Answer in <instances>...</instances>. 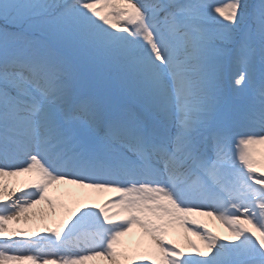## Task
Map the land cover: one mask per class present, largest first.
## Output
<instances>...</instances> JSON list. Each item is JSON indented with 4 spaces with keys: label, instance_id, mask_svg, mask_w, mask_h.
<instances>
[{
    "label": "snow or ice",
    "instance_id": "snow-or-ice-1",
    "mask_svg": "<svg viewBox=\"0 0 264 264\" xmlns=\"http://www.w3.org/2000/svg\"><path fill=\"white\" fill-rule=\"evenodd\" d=\"M258 145L264 0H0V264H264ZM65 185L81 190L74 222L37 239L12 226L41 202L55 212ZM103 193L118 196L90 203ZM176 225L201 244L167 239Z\"/></svg>",
    "mask_w": 264,
    "mask_h": 264
},
{
    "label": "rangeland",
    "instance_id": "rangeland-1",
    "mask_svg": "<svg viewBox=\"0 0 264 264\" xmlns=\"http://www.w3.org/2000/svg\"><path fill=\"white\" fill-rule=\"evenodd\" d=\"M217 1H220V0H217ZM251 2H255V0H251ZM235 87H236V89H234V86L232 84L228 85V92H229L230 98H231V93H236L237 94L236 95V98H237L236 100L237 101L239 100V98H241V96L244 98V96L246 97V96H248V94H250V92H249L250 85H247V84L243 85V86L236 85ZM85 90H87V89H85ZM252 95H249L250 98H248L247 100L251 99ZM121 102L127 104L128 102H131V101L128 100L127 98H122ZM238 103H241V102L238 101ZM242 103H244V102H242ZM256 147L260 151L264 152V146L258 145ZM257 158L259 159L261 157L258 155ZM30 178L31 177H29V176H23L22 177V179H30ZM5 183L7 184V186L9 188L19 189V188H17V186H14L12 184V182L10 181L9 178H5ZM68 188H69L68 189V193H75V192L81 191V190L76 189L74 186H71V185H69ZM25 191H30V189H26ZM68 193H64V197L68 196L70 198H65L64 199V197H62V199L58 202L57 207H55L57 212H53V208L50 207L47 203H44V202H41L40 204L36 205L35 207H33L31 209V210L35 209L38 212V214H39V212H41V213L42 212L43 213L46 212V214H48V216H49V220L47 222V225H45V227L41 228V230H39L38 232H36L37 230L36 231H32V232L36 233V235L33 236V239H37L40 235H51V233L46 232L45 229L51 228V229L55 230L57 227H59V225L61 223H67V224L70 225L72 222H74L76 217L73 216L72 219L69 220L68 219V212L71 209L76 207V202L72 199V197ZM16 194H19V195H16ZM20 195H22L21 191H17L15 193V196H20ZM101 195L104 196V197L101 196V198H100L101 200L99 199L98 202L92 200V201H90V203H101L103 200H105V199H107V198H109L111 196L110 193H103ZM15 196L13 198H15ZM49 208L51 210L50 213L48 212ZM207 210L208 209H202V211H207ZM112 211H117V209L113 208ZM50 214H51V216H50ZM191 216L193 217L192 219L200 221L201 223L194 225V224H191V221H190V223L188 224L190 229H194V230L195 229H199L202 232L205 231L204 230L205 229L204 228L205 222L203 220L207 219L206 216L205 215L197 216V215H192V214H191ZM116 219L119 220V217H116ZM27 223L29 224V222H27ZM12 226L19 228L16 225L15 222H13ZM210 226H212V224H210ZM64 231L66 232L67 228H65ZM189 232L191 233L192 231H185L184 229L180 228L179 225H176L175 226V231H172V232L168 231V236L167 237H169L171 239L173 237L172 235H174L176 237V239L173 240V241L179 243L182 247H186V241L187 240H191V237H192L191 241L195 242L193 235H191ZM182 236H183V238H182ZM140 238H141L140 237V230L134 228L132 234H130L129 236L122 237L121 239L123 241H125V243L128 244L129 246H134L140 240ZM183 239H184V241L181 242V240H183ZM233 242H235V240H233ZM198 244H201V243L198 242ZM90 262H91V264H108V261L104 257H97L94 260H91ZM137 264H147V261L138 259Z\"/></svg>",
    "mask_w": 264,
    "mask_h": 264
},
{
    "label": "bare ground",
    "instance_id": "bare-ground-1",
    "mask_svg": "<svg viewBox=\"0 0 264 264\" xmlns=\"http://www.w3.org/2000/svg\"><path fill=\"white\" fill-rule=\"evenodd\" d=\"M234 74H235V71H233L229 76L230 84L232 82ZM22 177H20L19 179H17V178H9V179L14 186H17V188H20L21 185H20L19 181L27 180V179H22ZM68 187H69V185L62 186V188L59 191H57L55 188L49 189L48 195L52 198L55 207H57L58 202L62 199V197H64V193H68V189H69ZM25 190H26V188L24 189V191ZM16 195H19V194H16ZM101 196L104 197L103 195H100V196L94 198L93 201L98 202V200L101 198ZM65 198H70V197L67 196V197H64V199ZM48 212L49 213L51 212L50 208H49ZM55 212H57V211L55 210ZM192 215H197V214H192ZM26 216H27V219H25V217H22L20 223L16 224V225L19 228H24V229L30 230V231H36L37 230L36 232H38L39 230H41V228H43V227H45V225H47V222L49 220V216H48V214H46V212H44V213L39 212V214H38V212L35 209H33V210L28 209ZM50 216H51V214H50ZM197 216H200V215H197ZM206 218L207 219H204L203 221L207 225V228H210L218 236L225 237L226 240L224 242H233V240H235V238L233 237V235L229 231V229L225 225H223L219 220H217L214 216L213 217L212 216H206ZM27 222H29V224ZM210 224H212V226H210ZM204 230L206 231V229H204ZM169 231H171V232L175 231V226L173 228L169 229ZM172 236L173 237L171 238V240H175L176 237L174 235H172ZM193 237H194V241L197 244H198V242L201 243L198 236L193 235ZM182 238H183V236H182ZM183 241H184V239L181 240V242H183ZM87 264H91V262L88 261Z\"/></svg>",
    "mask_w": 264,
    "mask_h": 264
}]
</instances>
